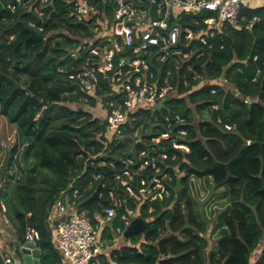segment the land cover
Wrapping results in <instances>:
<instances>
[{"label": "trees", "instance_id": "1", "mask_svg": "<svg viewBox=\"0 0 264 264\" xmlns=\"http://www.w3.org/2000/svg\"><path fill=\"white\" fill-rule=\"evenodd\" d=\"M75 1L49 0L40 6L39 0L40 17L29 5L0 0V118L15 126L27 144L22 158L28 167L18 179L11 174L15 146L9 170L2 168L0 211L19 243H26L28 230L35 231L42 264H59L51 214L64 193L77 190L79 212L101 228L98 242H105L109 252L102 250L90 264H264V1L244 7L238 23L208 31L204 44L194 43L204 51L194 61L205 81L202 88L161 110L150 104L133 112L121 137L107 121L81 109L112 111L123 98L101 79L97 95L86 100L78 80L71 78L85 67L84 47L101 18L79 22ZM95 3L113 18V8ZM254 18L259 20L248 29ZM224 76L229 87L215 86ZM67 103L81 106L74 110ZM139 127L142 142L134 137ZM167 131H173L169 140L153 142ZM142 153L158 163L162 154L168 157L160 163L162 174L172 180L166 182L170 193L164 198L136 201L117 180L127 168L137 171L127 162ZM154 176L151 170L138 172L135 185H129L149 184ZM194 179L226 200L217 224L199 212ZM110 192L122 205L102 226L104 210L113 204ZM130 211L148 228L126 238L123 217ZM115 238L124 244L118 246Z\"/></svg>", "mask_w": 264, "mask_h": 264}, {"label": "built area", "instance_id": "2", "mask_svg": "<svg viewBox=\"0 0 264 264\" xmlns=\"http://www.w3.org/2000/svg\"><path fill=\"white\" fill-rule=\"evenodd\" d=\"M17 1L29 5L28 10H35L40 17L44 16L42 11L39 12L40 6L49 2L41 0V5L37 6L39 0ZM97 1L113 8L112 19H108L106 13L99 12L95 3ZM258 1L264 0L75 1V16L79 22H85L98 14L101 18L93 28L95 35L88 42L89 45L84 47L88 51L85 67L71 78L78 80L87 96L86 100L97 95L101 79L113 85L115 94L122 95V102L118 108L108 110L106 119L110 130L121 137L125 124L131 122L133 112L150 104L152 107L165 108L168 102L187 96L183 93L202 88L205 81L196 72L194 61L200 60L204 51L194 43L198 41L204 44L208 31L217 30L223 23H238L243 8ZM258 20L254 18L248 29ZM214 85L225 87L229 85V80L224 76ZM108 105L114 107L115 103L110 102ZM180 132L184 134L182 130ZM171 133L173 131L164 132L152 140L155 143L169 140ZM134 137L137 142L143 141L140 127L134 130ZM175 147L185 148L183 144H175ZM159 158L158 163L156 159L142 153L137 161L127 162L128 166H137V171L127 168L117 180L125 187L129 197L136 201L147 199L152 202L170 193L166 182L172 180L167 174H162L160 167V163L164 164L168 157L162 154ZM144 170L153 171L155 176L149 184L143 183V186L139 184L132 188L129 183L135 185L136 175ZM109 196L113 204L104 210L102 226L116 217L118 207L122 205L114 192H110ZM77 197L79 192L76 190L74 194L64 193L57 200L51 214L52 223L55 225L58 250L64 263L90 264L100 251L98 236L101 228H95L85 214L79 212L75 201ZM136 217L134 211L124 216L126 227ZM36 234L28 230L26 242L39 248ZM5 264L17 263L6 258Z\"/></svg>", "mask_w": 264, "mask_h": 264}, {"label": "rangeland", "instance_id": "3", "mask_svg": "<svg viewBox=\"0 0 264 264\" xmlns=\"http://www.w3.org/2000/svg\"><path fill=\"white\" fill-rule=\"evenodd\" d=\"M261 4H264L263 2ZM229 87V86H228ZM231 88V86H230ZM197 91L195 90H190L187 91V94L190 95V93ZM183 96H180L178 98H181ZM66 106H69L71 109H78L81 105L78 103H67L64 104ZM162 106H153V109L155 110H161ZM81 109L86 110V112L90 113L94 118L101 119L102 121H106L108 117V110L104 109L102 107L98 108H92L89 105H82ZM165 120L168 122L169 117L165 118ZM165 122V121H164ZM22 139L19 137V134H17L16 127L12 126L8 123L7 119L5 118H0V177L2 175V168L4 167V170H9L8 168V161L11 157V151L15 146L18 147V151L16 153V158L12 164V175H14L18 179L21 177L22 174H26L25 172L28 170V167L26 165V162L22 158V155L24 154L27 146ZM191 189L194 198L196 199L197 206L199 209V212H201L202 215L205 217H208L209 219H212L215 221L217 224V218L218 215L223 213V211L226 208V200L225 199H220L218 193H213L212 188H209L205 182H202L200 180H193L191 183ZM6 214L3 212H0V220L3 221L4 217ZM5 219H7L5 217ZM9 222V219L6 220ZM7 223V222H6ZM8 224V223H7ZM9 225V224H8ZM213 227V222H210V228ZM213 241L218 239V237L215 235L212 237ZM217 242V241H216ZM114 243L118 244V246H121L124 244L123 240L121 238H115ZM100 252L105 251L106 253L108 252V249H104V245H106L105 242H100ZM216 245V244H215ZM255 255H253L254 257Z\"/></svg>", "mask_w": 264, "mask_h": 264}, {"label": "crops", "instance_id": "4", "mask_svg": "<svg viewBox=\"0 0 264 264\" xmlns=\"http://www.w3.org/2000/svg\"><path fill=\"white\" fill-rule=\"evenodd\" d=\"M5 217L3 221L0 220V256L3 258L4 264L6 258L12 259L17 264H26L23 261V254H22V247L24 246V244L19 243V240L15 234V230L11 225H8L6 223ZM54 230H55V225H54ZM55 247L58 249L57 233L55 237ZM40 264H42V259L40 261ZM59 264H65L63 261V257Z\"/></svg>", "mask_w": 264, "mask_h": 264}, {"label": "water", "instance_id": "5", "mask_svg": "<svg viewBox=\"0 0 264 264\" xmlns=\"http://www.w3.org/2000/svg\"><path fill=\"white\" fill-rule=\"evenodd\" d=\"M148 223L141 217H136L130 225L126 228L123 235L126 238H130L134 235H138L146 231ZM23 261L26 264H40L42 259L41 251L32 243H26L22 247Z\"/></svg>", "mask_w": 264, "mask_h": 264}, {"label": "clouds", "instance_id": "6", "mask_svg": "<svg viewBox=\"0 0 264 264\" xmlns=\"http://www.w3.org/2000/svg\"><path fill=\"white\" fill-rule=\"evenodd\" d=\"M126 228H127V227H126ZM125 230H126V229H125ZM26 243H28V242H26ZM26 243H25V244H26ZM25 244H24V245H25ZM38 249H39V248H38ZM39 250H40V249H39ZM97 254H98V253H97Z\"/></svg>", "mask_w": 264, "mask_h": 264}]
</instances>
